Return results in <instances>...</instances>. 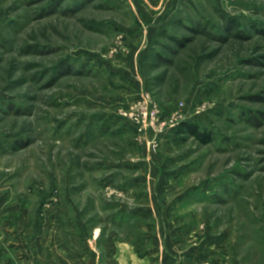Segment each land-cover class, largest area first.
Instances as JSON below:
<instances>
[{
  "label": "rangeland",
  "instance_id": "1",
  "mask_svg": "<svg viewBox=\"0 0 264 264\" xmlns=\"http://www.w3.org/2000/svg\"><path fill=\"white\" fill-rule=\"evenodd\" d=\"M142 101L182 122L139 131L122 111ZM7 194L71 195L89 243L104 199L166 212L134 232L181 259L264 264V0H0Z\"/></svg>",
  "mask_w": 264,
  "mask_h": 264
},
{
  "label": "crops",
  "instance_id": "2",
  "mask_svg": "<svg viewBox=\"0 0 264 264\" xmlns=\"http://www.w3.org/2000/svg\"><path fill=\"white\" fill-rule=\"evenodd\" d=\"M141 14L147 15L144 11ZM156 26L159 28V25ZM41 198L46 204L34 211L26 204H19L24 202L23 196H0V264H9L11 260V264H215L214 260H186L185 256L181 259L163 251L162 246L167 248V243L163 244L152 237L136 238V226L137 229L145 228L147 231L167 230L170 223L166 212L158 209H149V212L130 209L126 204H106L102 199V207L97 205V212L102 213V217L96 219L98 240L93 244L85 240L88 235L87 227L84 228L86 232L83 229L85 218L80 223L76 221L82 225L79 234L74 227L71 195H43ZM80 198H88V195H81ZM8 202L16 203L8 206ZM14 213L17 216L12 230L8 216ZM144 218V221L136 224ZM100 230L104 231L102 234L106 238L103 239Z\"/></svg>",
  "mask_w": 264,
  "mask_h": 264
},
{
  "label": "built area",
  "instance_id": "3",
  "mask_svg": "<svg viewBox=\"0 0 264 264\" xmlns=\"http://www.w3.org/2000/svg\"><path fill=\"white\" fill-rule=\"evenodd\" d=\"M122 114L128 117V119L130 118L139 123V131L147 130L148 128L162 130L167 126H179L180 122H182V119L179 120L182 118L179 113H174L167 119L163 116L157 104H144L143 101L129 108H124Z\"/></svg>",
  "mask_w": 264,
  "mask_h": 264
},
{
  "label": "trees",
  "instance_id": "4",
  "mask_svg": "<svg viewBox=\"0 0 264 264\" xmlns=\"http://www.w3.org/2000/svg\"><path fill=\"white\" fill-rule=\"evenodd\" d=\"M185 130L186 132H188L191 136H193L194 138L202 141L203 143H208L210 140V137L208 135H205L204 133H202L200 131V128L198 125L196 124H190V123H183L182 124V130ZM208 136V137H206Z\"/></svg>",
  "mask_w": 264,
  "mask_h": 264
}]
</instances>
